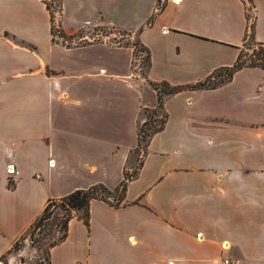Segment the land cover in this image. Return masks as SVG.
Segmentation results:
<instances>
[{
    "label": "crops",
    "instance_id": "obj_1",
    "mask_svg": "<svg viewBox=\"0 0 264 264\" xmlns=\"http://www.w3.org/2000/svg\"><path fill=\"white\" fill-rule=\"evenodd\" d=\"M249 2L264 43V0ZM245 7L61 0V30L83 34L67 43L53 39L43 0H0V257L48 199L119 185L142 110L157 102L146 80L193 84L232 65L249 31ZM101 30L136 35L149 50L144 77L132 47ZM163 108L121 204L92 199L88 226L73 216L49 264H264V70L166 95Z\"/></svg>",
    "mask_w": 264,
    "mask_h": 264
},
{
    "label": "trees",
    "instance_id": "obj_2",
    "mask_svg": "<svg viewBox=\"0 0 264 264\" xmlns=\"http://www.w3.org/2000/svg\"><path fill=\"white\" fill-rule=\"evenodd\" d=\"M43 1L50 15V27H51L50 30H51L52 36H54L53 34L55 33L59 37L65 36L66 34L60 28L61 0H57L56 16L53 15V12L51 10V3L45 0ZM252 29H253V23H250L249 31L245 34L244 41H243V44H244L246 37H250L252 42L255 45H257L256 49H252V54H251L252 57L249 58L248 61L242 60L243 53L241 49L232 65L214 69L204 79L196 83H193V84L171 85L165 81L152 82V81L146 80L149 86L155 90L156 95H157V102L153 108H144L142 110V115H144L145 117L149 116V122L144 120L141 124H139L137 128V144H136V147L133 149L134 151L142 150L144 153L150 137L163 128L166 118H167V114L163 108L164 96L173 94L176 92H180L182 90H187V89L194 90V89L216 88L219 85L229 81L233 73L243 67H260L264 70V43L256 42L253 39ZM68 37H71V36H68ZM140 45L142 46L141 49H143V51L145 52V58L143 59V63L145 66L148 67L149 50L146 47H144L142 44ZM133 65H135V63ZM140 75L144 77L143 74L140 73ZM153 117H156V118L152 119ZM136 170H134L131 175H128L125 171L123 173L122 181L113 191L107 189L102 184H95L85 189L73 190L72 192L65 194L61 197L62 199L61 208H62L63 214L55 222L56 225L58 226L59 234L57 236H54L53 240L48 243L47 248L43 250V252L45 251L46 253L45 254L46 264H49V259H48L49 249L55 246L56 244H58L59 242H61L65 238L69 220L73 216H77L79 219H81L85 223L86 226H88L89 204L92 199H101L105 202H108L112 206L118 207L124 198L126 183L131 177L136 175V172H137ZM110 198H112L113 201H111ZM51 203H53L52 198L47 200L43 210L37 216V218L34 220L31 226L35 224L37 221H41V219L43 218H46V219L48 218L47 213L49 211V206L51 205ZM79 211H80V214L78 213Z\"/></svg>",
    "mask_w": 264,
    "mask_h": 264
},
{
    "label": "rangeland",
    "instance_id": "obj_3",
    "mask_svg": "<svg viewBox=\"0 0 264 264\" xmlns=\"http://www.w3.org/2000/svg\"><path fill=\"white\" fill-rule=\"evenodd\" d=\"M45 1L51 3V10L53 12V15L56 16L57 0ZM243 2L246 6L245 8L247 10L248 20L250 23H253V11H251V2H249V0H243ZM101 32H107L109 35V41H111L112 43L131 46L133 49L132 64L135 63V70H137L139 74L141 73L144 75V72L147 68V66H145L143 63L145 52L143 51V49H141V43L137 40L136 35L117 30H101ZM53 35L54 40H59L67 43H78L79 41H81V37L83 34L82 32H79L78 34H75L71 37H68L67 35L59 37L58 35H56V33ZM93 35H95V33L90 34L89 36L93 38ZM97 38L98 36L94 37V39ZM256 48L257 45L252 42L250 37H246L245 42L241 48L243 53L242 60L248 61V59L252 57V49ZM142 117L143 121L146 120L147 122H149V116L145 117L144 115H142ZM155 118L156 117H153L152 119ZM142 155V150H133L131 152L129 157L128 169L126 170V173L128 175H131L133 171L136 170L142 158ZM61 197L53 199V203H51V205L49 206L47 219L43 218L41 219V221H37L32 226L30 225L28 229L12 243L10 248L0 257V264H46V253L45 251L43 252V250L47 248L48 243L53 240V237L59 234L58 226L55 222L63 214L61 208ZM110 200L113 201L112 198H110ZM78 213L80 214V211Z\"/></svg>",
    "mask_w": 264,
    "mask_h": 264
},
{
    "label": "built area",
    "instance_id": "obj_4",
    "mask_svg": "<svg viewBox=\"0 0 264 264\" xmlns=\"http://www.w3.org/2000/svg\"><path fill=\"white\" fill-rule=\"evenodd\" d=\"M174 2H179L180 0H173ZM135 68V66H134ZM6 172L8 175H15L17 173L15 167L13 164H8L6 166ZM217 264H239V262L235 259L229 258V257H221Z\"/></svg>",
    "mask_w": 264,
    "mask_h": 264
}]
</instances>
